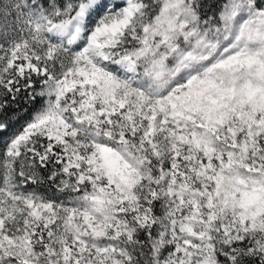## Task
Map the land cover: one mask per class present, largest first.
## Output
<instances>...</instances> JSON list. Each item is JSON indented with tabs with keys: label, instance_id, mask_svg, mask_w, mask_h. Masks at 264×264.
Returning a JSON list of instances; mask_svg holds the SVG:
<instances>
[{
	"label": "snow or ice",
	"instance_id": "1",
	"mask_svg": "<svg viewBox=\"0 0 264 264\" xmlns=\"http://www.w3.org/2000/svg\"><path fill=\"white\" fill-rule=\"evenodd\" d=\"M0 264H264V0H0Z\"/></svg>",
	"mask_w": 264,
	"mask_h": 264
}]
</instances>
